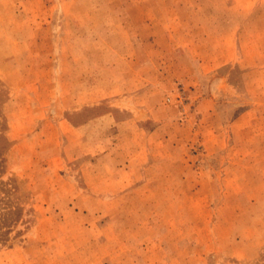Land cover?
Here are the masks:
<instances>
[{"label": "rangeland", "instance_id": "obj_1", "mask_svg": "<svg viewBox=\"0 0 264 264\" xmlns=\"http://www.w3.org/2000/svg\"><path fill=\"white\" fill-rule=\"evenodd\" d=\"M0 113V264H264V0H0Z\"/></svg>", "mask_w": 264, "mask_h": 264}, {"label": "crops", "instance_id": "obj_2", "mask_svg": "<svg viewBox=\"0 0 264 264\" xmlns=\"http://www.w3.org/2000/svg\"><path fill=\"white\" fill-rule=\"evenodd\" d=\"M173 43L172 37L171 39H166V46L170 49L171 56L175 55L176 51V48L172 45ZM201 66L204 72L215 68V65H211L210 61L206 60H204ZM175 76L176 70L172 62V57L171 60H165L164 58H159V56L154 57V109H150L149 113H152L151 116H154V123L160 126L170 115L178 117L181 114L173 105L170 103L167 104L164 100V96L171 95V91L175 89ZM213 101L214 98L212 95L208 94L204 96L198 101L197 110L203 113L204 116H207L206 114L210 113L211 109H214ZM160 126L154 128V133L161 130Z\"/></svg>", "mask_w": 264, "mask_h": 264}, {"label": "trees", "instance_id": "obj_3", "mask_svg": "<svg viewBox=\"0 0 264 264\" xmlns=\"http://www.w3.org/2000/svg\"><path fill=\"white\" fill-rule=\"evenodd\" d=\"M0 120L3 121V128L6 129V124H5V118L3 116L2 113H0ZM10 146V142L6 139V137L3 134H0V157L2 156V154L9 148ZM4 173V168L3 166L0 164V175ZM14 213L17 215L15 218H13V221H8V219H6L5 221H3V225H10L8 227L7 230L3 231L1 234V239L5 241L7 238L5 237L6 234L9 232L11 226H13L14 224L18 223V221L21 219V216L18 214H20V212H18V210H13ZM11 213V212H10ZM13 224V225H11ZM1 225V227L3 226ZM1 230V229H0Z\"/></svg>", "mask_w": 264, "mask_h": 264}]
</instances>
